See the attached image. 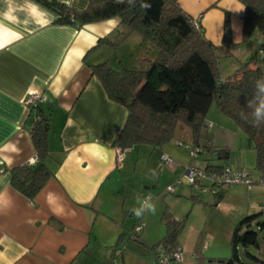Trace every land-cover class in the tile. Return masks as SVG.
Instances as JSON below:
<instances>
[{"label": "crops", "instance_id": "0c3cea01", "mask_svg": "<svg viewBox=\"0 0 264 264\" xmlns=\"http://www.w3.org/2000/svg\"><path fill=\"white\" fill-rule=\"evenodd\" d=\"M57 1L81 10L89 0ZM177 2L201 27L219 57L235 59L238 66L256 47L264 52V28L257 29L251 44L242 41L244 6L239 0ZM226 13L232 40L228 48L223 44ZM57 18L56 11L36 0H0V264H88L92 249L96 253L103 250V260L110 263L116 236L124 234L128 239L140 218L133 211H125L127 195L122 185L142 161L146 166L154 162L153 167L160 169V177L149 173L147 167L143 169L145 189L161 187L162 182L171 185L181 170V162L175 159L181 150L171 142L161 148L147 144L129 147L122 165L117 164L113 140L128 111L108 97L90 65L109 59L102 60L98 54L108 46H94L118 27L119 20L108 18L77 28L58 24ZM130 38L141 44L139 36L133 34L123 44ZM32 93L42 96L38 104L51 117L50 156L46 162L53 174L30 200L11 186L9 170L36 157L30 133L35 119L30 106L34 103L28 102ZM186 129L178 126L176 136L179 130L188 131L190 136ZM215 142L212 146L219 145ZM163 153L173 162H164ZM163 175L165 181H161ZM177 188L180 190V186ZM242 188L245 205L241 210V195L234 194L237 200L227 208L228 217L264 210V186ZM236 190L220 189V196L212 198L213 206L226 209V197ZM190 199L193 208L201 205L198 194ZM189 228L194 231L197 226L190 222ZM199 233L207 235L204 230ZM94 236L97 239L93 242ZM179 245L185 252L180 241ZM145 251L148 264H153L155 251ZM179 264L188 263L183 258Z\"/></svg>", "mask_w": 264, "mask_h": 264}, {"label": "trees", "instance_id": "16d2710c", "mask_svg": "<svg viewBox=\"0 0 264 264\" xmlns=\"http://www.w3.org/2000/svg\"><path fill=\"white\" fill-rule=\"evenodd\" d=\"M36 1L58 13L56 23L77 28L117 18L118 27L99 38L94 48L103 45L119 48L136 33L141 39L140 46L145 45L147 50L150 45L148 50L154 51L153 56L141 57L144 63L141 68H115L108 60L90 65L108 97L124 105L128 111L123 127L113 140L114 146L129 148L147 144L161 148L175 138L178 126L184 125L190 130L192 146L200 152L203 130L211 126L206 124L207 114L215 103L218 110L251 139L257 156L256 170L259 178H264V124L253 127L250 123L254 119L252 109L245 106L246 96L251 98L257 88L256 80L264 76V52H260V46L248 60L240 62L231 75L222 77L220 57L215 47L177 0H136L134 5H129L127 0H89L81 10L57 0ZM239 1L244 6L242 41L251 44L257 29L264 28V0ZM141 3L151 6L145 10ZM231 43L226 13L223 44L228 48ZM30 111L35 114L30 133L36 161L10 168L9 180L13 188L32 200L53 172L46 162L50 156L51 117L38 102L30 106ZM242 111L246 120L240 118ZM261 119L264 122V118ZM206 149L217 152L220 158L229 156L226 147L208 146ZM225 167L229 165L208 162L203 169L220 175ZM213 193L220 196V191ZM160 221L165 234L151 245V250L155 251L158 246L175 248L179 245L186 221L175 219L169 206L162 211ZM139 233L133 228L128 240L139 239ZM124 239V234H120L118 242ZM111 257L110 262L115 258L114 250ZM222 263L264 264V210L246 215L234 224L231 255ZM69 264L77 263L72 261Z\"/></svg>", "mask_w": 264, "mask_h": 264}, {"label": "rangeland", "instance_id": "374dc122", "mask_svg": "<svg viewBox=\"0 0 264 264\" xmlns=\"http://www.w3.org/2000/svg\"><path fill=\"white\" fill-rule=\"evenodd\" d=\"M133 36L139 35L134 33ZM129 40L130 41L126 44L122 43L119 48L104 47L100 49L98 53L100 54V58L102 60L109 58V63L113 67L120 68L123 63L128 65V67H144L139 58L148 55L145 45L141 47L140 44H137L132 38ZM219 60L221 61L220 70L222 77L231 75L237 68L235 59L221 56ZM207 117L208 121L206 124L211 122L212 125L205 127L203 130L201 145H199L201 148L198 156L193 157L188 149V145H191V147L194 148V146H192L193 141L190 137L191 135H188V131H186V133L179 130V135L169 141L181 150L179 157L175 158L177 160L179 159L178 161L181 162V170L175 181L171 184L174 188L173 191L166 189L167 186L165 182H162V186H158L156 189L144 188V184H142V171L145 167H147L149 173L156 177L159 176V168L156 170V168L153 167L154 162L151 161L147 164V166L146 162L142 161L136 169L137 172L129 176L126 185H122V187H126L123 188L125 193H122L127 195V199L124 204L125 211H132L133 208L138 206L137 197L143 199L144 196L149 194L152 195L151 200L156 205L155 214L149 213L147 215L145 213L139 218L138 222H142V225H144L142 232H140V239L131 241L126 238L118 242V234L113 244V249L117 254L113 261L108 263L107 260L109 259L103 260V250L97 249L96 253L93 252L94 249H92L91 256L89 253L88 264H122L123 260L125 264H148L149 254L145 250H151V245L160 241L165 234L164 225L160 223V216L161 212L168 206L174 215L186 221L185 228L179 237V241L186 248L184 252L185 263L223 264L222 260L230 257L233 227L234 224L240 220L241 216L243 217L244 211L237 214V216L232 213L233 215H230L231 217H228L226 212L228 211L227 208L230 203H233L234 199L237 200L235 197L236 194L239 196L241 195V205H239V207L242 210L243 205H245V197H243V195L246 193L242 186L245 188L247 186L243 182L230 185L215 184V191L227 189L228 187H231L235 191L237 188V192L231 191L226 197V209L223 207L222 209H217L213 206L214 201L212 198H214V193L213 191L210 192V190H208V187L211 186V181L205 177L199 181L201 185L197 183L193 186L187 180L185 171L189 165L197 168L200 166V168L203 169L205 167V163L209 160L212 163H228L230 165L229 167H232V171H245L249 173L251 177L258 178L259 174L256 170L257 156L251 139L233 120L219 111L215 103L211 105ZM185 128H187L186 130L189 129L186 126ZM214 140L216 141V144H219L214 146L217 149L229 147L228 157L220 158L217 152L207 151L206 148L208 146H212ZM224 145H227L228 147ZM165 177L166 175H163V177H161V181H165ZM176 186H180L181 192H178L180 190H178L179 188ZM174 191H176V193ZM192 194H198V202H200L201 205H197L193 208L192 200L190 199ZM232 216L235 217L236 220H233ZM231 221L235 222L231 223ZM190 222H193V224L197 226L196 230L193 231L189 228ZM200 230H204L207 235L199 233ZM101 234H104V232ZM94 235L97 238L99 236L96 233H94ZM95 236L93 238V242L97 239Z\"/></svg>", "mask_w": 264, "mask_h": 264}, {"label": "built area", "instance_id": "2783aa9c", "mask_svg": "<svg viewBox=\"0 0 264 264\" xmlns=\"http://www.w3.org/2000/svg\"><path fill=\"white\" fill-rule=\"evenodd\" d=\"M42 100V96L38 93H32L28 98L29 103H36ZM211 125V124H209ZM189 151L191 152L192 156L195 157L198 155L199 150L197 148H192L188 146ZM129 148L116 146V161L118 166L122 165V162L126 158L128 154ZM162 159L164 162L172 163L173 158L167 154L163 153ZM36 161V157L32 158L28 161L29 164H33ZM186 178L190 184L193 186L202 178H208L211 181V186L208 187V190L216 192L214 189V185H230V184H237L243 182L247 188H253L256 185L264 186V178H256L251 177L249 173L243 172H234L230 167H225L223 172L220 175H216L213 173H207L204 169H199L194 166L189 165L185 171ZM179 181V180H178ZM169 191H173V185L167 186ZM151 199V195L144 196L143 199ZM142 199V200H143ZM142 229V222H138L134 228V232H140ZM115 257L117 256L116 252L114 251ZM184 258V249L181 245H177L175 248L170 249L165 246H158L155 250V260L153 264H179L183 261ZM113 261V260H112ZM120 264V263H115Z\"/></svg>", "mask_w": 264, "mask_h": 264}, {"label": "clouds", "instance_id": "9594fccd", "mask_svg": "<svg viewBox=\"0 0 264 264\" xmlns=\"http://www.w3.org/2000/svg\"><path fill=\"white\" fill-rule=\"evenodd\" d=\"M123 2V0H121ZM129 5H134L136 0H127ZM150 4L141 3V7L145 10L150 8ZM257 88L253 91L251 98L246 96V107L252 109V115L254 119L250 121L253 127H260L264 122L261 118H264V76H261L256 80ZM240 118L246 120L243 111L240 113ZM137 207L133 208V212L136 217H142L145 213L155 214L156 205L151 199H141L137 197Z\"/></svg>", "mask_w": 264, "mask_h": 264}]
</instances>
